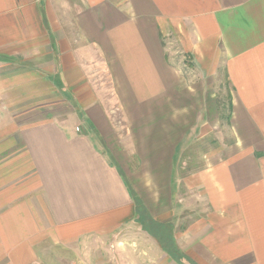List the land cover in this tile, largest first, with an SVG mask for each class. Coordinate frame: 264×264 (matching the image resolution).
Returning <instances> with one entry per match:
<instances>
[{
	"label": "crops",
	"instance_id": "crops-1",
	"mask_svg": "<svg viewBox=\"0 0 264 264\" xmlns=\"http://www.w3.org/2000/svg\"><path fill=\"white\" fill-rule=\"evenodd\" d=\"M52 3L0 0V264H264V0Z\"/></svg>",
	"mask_w": 264,
	"mask_h": 264
},
{
	"label": "rangeland",
	"instance_id": "rangeland-1",
	"mask_svg": "<svg viewBox=\"0 0 264 264\" xmlns=\"http://www.w3.org/2000/svg\"><path fill=\"white\" fill-rule=\"evenodd\" d=\"M51 1L55 2V5L52 3L53 5L52 7H54V10H55V11H52L55 17V19L53 20V22L55 23V26L57 28H59L60 26L62 28H65L66 26L70 24L69 19L71 18L70 15L73 14L74 12V9H75L74 4L76 0H51ZM174 41H175L174 37L169 38V43L171 44H168V47H170V52L173 51L175 53V54L170 53V55H172V57L175 56L176 60L180 62L189 61L188 56L182 53L180 45L177 43L174 44ZM183 73L186 78H190L191 82L197 81L199 79V78L192 77V73H193L192 70L190 71L184 70ZM224 81H226L225 74L222 72L220 76V82L218 83L217 81L213 87L211 85V90L213 88L214 91H210V92H214V94H216L217 97H218V94L220 95L219 97L221 99L216 100V101H217V108L220 111V116L221 115L223 116L224 122H222V125L226 124V122L229 121L231 110H232V108H230V106L232 107V103L229 100L230 99V87L228 86V84L224 85ZM214 137L215 135L214 136L212 135V138ZM214 140H216V138H214ZM212 141L213 140L206 139L204 140V142H201V143L191 142L190 148L187 149L184 154L185 158H190L191 160L193 158H202L204 153H206L209 144H211ZM231 141H232L231 138H227L226 140L227 144L230 143ZM146 224L147 226H149V223H146ZM150 230L152 231L151 227H150ZM165 232L169 233L168 235H166V238H165V241L169 242L172 238V233L169 231H165ZM111 248H113V246ZM108 254L110 255V252L107 250L106 245H99L97 247L93 245L92 247L91 246L86 247L84 248V254L82 256H79V254L77 255V253L73 251V248H71V250H69L66 253V257H67V259L65 258L66 260H62V261L55 263L54 261H51V259L48 258L49 263L45 262V264H114L113 257L108 256Z\"/></svg>",
	"mask_w": 264,
	"mask_h": 264
},
{
	"label": "trees",
	"instance_id": "trees-1",
	"mask_svg": "<svg viewBox=\"0 0 264 264\" xmlns=\"http://www.w3.org/2000/svg\"><path fill=\"white\" fill-rule=\"evenodd\" d=\"M230 99H231V96H230ZM230 99H229V100H230ZM230 102H231V101H230ZM230 108H232V107L230 106ZM138 214H139V218L141 219L140 222H141L142 224H143V223H146L145 218H147V217L144 216V213H143L142 209H139ZM148 220H149V218H148ZM149 222H150V221H147V223H149ZM151 224H152V222H151ZM150 226H151V225H150ZM145 229L148 230V231H150V232H152V231L150 230V227H149V226H145ZM165 248H166L167 251L170 252V254H173L172 251H171V249H170V250L167 249V248H169V247H165Z\"/></svg>",
	"mask_w": 264,
	"mask_h": 264
},
{
	"label": "built area",
	"instance_id": "built-area-1",
	"mask_svg": "<svg viewBox=\"0 0 264 264\" xmlns=\"http://www.w3.org/2000/svg\"><path fill=\"white\" fill-rule=\"evenodd\" d=\"M77 132H80V130H79V129H77Z\"/></svg>",
	"mask_w": 264,
	"mask_h": 264
}]
</instances>
